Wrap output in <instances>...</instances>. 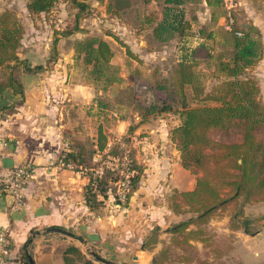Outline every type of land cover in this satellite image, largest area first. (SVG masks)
Wrapping results in <instances>:
<instances>
[{
	"label": "crops",
	"instance_id": "crops-1",
	"mask_svg": "<svg viewBox=\"0 0 264 264\" xmlns=\"http://www.w3.org/2000/svg\"><path fill=\"white\" fill-rule=\"evenodd\" d=\"M22 1L24 2L22 15H25V18H21L25 25L22 57L33 61L32 66L36 64H44V66L38 71L24 70L21 72L19 78L25 86L24 96L14 93L12 89H7L1 99V104L8 105V107L0 115V181L17 165L27 163L33 167V176L24 188L22 205L16 203L12 194L0 193V231H5L8 236L10 255L20 256L24 261V246L26 243L28 245V239L31 236L33 240L28 247L26 246V250L29 248L35 264H67L65 250L70 245H75L85 253L81 246L85 243L93 247L105 259L100 263V259L86 255L97 264H132L135 254L140 256V251L145 252L146 260L143 261L147 262V259L152 258L155 252L163 246H161V241L153 249L146 246L150 229L155 225H160L161 233H166L165 230L172 222H178L188 216V213L176 212L169 206V194L174 189L180 191L193 189L196 185V175L181 163L180 151L169 135L171 123L164 118L159 128H151L148 131L149 134L145 133L143 136L144 139L140 137L138 140L140 141L138 150L143 151L138 158L139 162L144 164V171L139 188L132 196L129 206L122 207L116 204L113 195L108 190L104 214L97 215L91 210L85 198L86 185L89 181L86 175L69 169L67 166L70 165L60 166L58 161L65 150H76L80 153L77 159L84 158L81 157L84 155V147L74 142L79 136H84V132H80V124L85 123L88 117L86 109L94 98L95 86L92 83H83L72 78L75 69L73 61L75 48L69 44L72 34L61 35L56 47L54 44L56 57L52 60L49 56L50 51L53 50L50 41L52 36L48 29L44 35L38 33L29 39V25L41 32L45 30L37 29L38 17L28 10L29 0H20L21 3ZM156 1L149 2L152 8ZM18 2V0H5L0 10L6 6L18 8ZM94 2L95 0H92L91 3L95 6L97 3ZM105 2L108 4L105 7V14L109 17L102 20L107 23H110L111 19L114 20L113 31L127 42L137 55L142 57L145 53L160 51L156 46L144 45L143 41L145 40L147 44L148 41L137 24L130 22L129 19V21L121 19L117 14H114V18L111 17L113 10L110 11L109 4L113 1ZM205 3L210 10L207 0ZM237 8H240V14L245 20L247 19L260 29L264 45V0H238ZM40 14L43 16L45 13ZM207 14V19L213 17L212 12ZM97 15L83 18L81 26L85 28V31L90 28L89 32L95 31L96 27L89 23L94 17H100ZM219 21L226 27L224 13L220 15ZM43 22L46 23L45 17ZM99 36L109 41L114 50L111 62L123 65L128 55L126 47L119 43L113 34H99ZM47 61L50 64H47ZM247 73L256 78L259 85L258 97L264 104V52L257 64L247 69ZM125 82L121 84L115 82L109 94L110 92L115 95L119 94L124 84H127ZM178 116L179 119L175 120V123L181 120L180 112ZM97 117L98 115L94 116V118ZM119 120L118 124L109 123L108 130L103 129L108 141L104 151L113 145L118 134H126L125 129L129 120L125 118ZM102 122L103 120L99 119L97 130L92 133L93 155L97 154V151L100 153L98 138L100 127L104 128ZM147 123L142 121L137 128L144 131V127L149 126ZM89 134L88 131L87 136ZM125 137H129V133ZM68 143L71 144L69 147ZM100 197L103 198L102 195ZM242 200L244 199L240 197L231 202L226 214H223L221 218L213 217L209 222L210 229L218 232V235L223 234L227 237L236 235L238 240L233 242V248L235 249L234 254L238 256L237 244L244 240L245 236L264 238V225L254 229L248 224L252 233L245 230L243 221H237L240 223L237 227L233 224L230 226L233 220L232 209L237 205L239 208L242 207ZM243 212L248 221L252 220V224L263 222L264 199L246 202L243 205ZM215 224H220L217 225L218 227L222 226L221 232L213 229ZM51 226L62 227L65 231L43 232ZM80 238H83L85 242ZM217 248L224 249L225 247L220 241L216 242L210 248L214 256L209 257L219 258V260L221 258L224 264H230L228 259L230 256L225 255L224 250L220 251ZM239 259V263L242 264L243 258L239 256ZM143 261L139 257L137 264Z\"/></svg>",
	"mask_w": 264,
	"mask_h": 264
},
{
	"label": "trees",
	"instance_id": "trees-1",
	"mask_svg": "<svg viewBox=\"0 0 264 264\" xmlns=\"http://www.w3.org/2000/svg\"><path fill=\"white\" fill-rule=\"evenodd\" d=\"M58 1L29 0L27 8L31 14H40L49 11ZM159 1L163 2L162 13L154 9L144 19L146 23L151 24L154 37L166 42L177 36H187L191 22L182 6L187 0ZM70 2L77 10L74 12L75 21L72 25L56 30L55 47L58 36H69L76 31L84 30L80 19L88 16L92 9L90 0H70ZM207 2L210 5H219L221 0H207ZM114 7V3L110 2L109 9L117 10ZM250 28H254L257 35H253L249 30L238 29L234 21L232 28H228L232 49L216 54L210 51L215 58L212 69L203 67L193 55L192 49L182 47L183 51L176 69L180 89L178 93L182 94V104L179 109L181 120L172 127L171 138L180 151L183 166L196 175V185L189 190L174 189L169 194L168 200L169 206L176 212L189 210L196 212V215L176 222L165 230L171 233V242L175 246L192 245L194 239L209 242L211 236L204 224L209 221L210 215L216 209L226 207L241 196H244L245 202L264 199V104L258 97L259 85L256 78L247 73V69L255 66L262 57L264 45L260 29L252 23ZM24 34L25 25L18 14L8 7L0 10V67H14L21 63L26 65L27 70L38 71L43 68L42 64L32 66L21 57L20 46ZM111 34L126 47L129 56L138 57L119 35L113 32ZM113 55L114 50L109 41L99 35L79 40L75 47V57L84 64L86 77L92 83L104 77L106 68L112 66ZM211 78L216 81L210 89H207V82ZM116 80L117 77H109L106 82L112 83ZM187 84L191 85L195 96L204 100L203 103L187 104L185 92ZM7 89L25 95L24 83L12 70L6 78L0 79V115L8 107L1 104ZM155 107L157 106H143L142 121H145ZM232 129L238 132L239 138L220 140L213 136V131L228 133ZM107 143V135L101 126L98 138L100 152L105 150ZM110 151L112 152L113 149ZM79 154L76 150L64 151L61 158L66 163H70L72 160L77 161ZM83 160L84 158L80 159L79 164H83ZM132 161L131 168L135 169V172L130 177L126 198L122 200L119 195H115V203L122 207L129 206L132 196L139 188L144 171V164L136 157H133ZM114 172L111 168H105L101 176L97 175L94 178L92 174L89 177L85 198L91 210L97 215L104 214L110 181H117L120 177L118 175L111 177ZM116 173L120 175L119 171ZM246 221L248 222V219ZM192 224H196V227H191ZM243 226L247 232H253L245 221ZM160 229V225L150 229L146 241L150 249L155 248L160 241ZM26 246L27 243L23 250L24 264H30ZM170 249L171 245L168 244L156 251L153 256L154 264H161L165 255L170 253ZM71 251H78L80 254L72 256ZM65 258L67 264H97L75 245H70L65 250ZM194 264H224V262L206 256L196 260Z\"/></svg>",
	"mask_w": 264,
	"mask_h": 264
},
{
	"label": "rangeland",
	"instance_id": "rangeland-1",
	"mask_svg": "<svg viewBox=\"0 0 264 264\" xmlns=\"http://www.w3.org/2000/svg\"><path fill=\"white\" fill-rule=\"evenodd\" d=\"M4 1L5 0L0 1V7L4 6ZM18 1V8L11 9H13V11L18 14V17L20 19L25 18V15H22L24 2L22 1L21 3L20 0ZM67 1L69 2L67 3ZM90 1L92 2V0ZM102 1L105 2L107 0H95L94 3L97 4L95 6L92 5V9H90V13L88 14V16H96V14H98L97 16H100L99 18L94 17L91 20V23H89L93 24L94 27H96L95 31L89 32L91 30L90 28L88 31L83 30L74 32L71 35V40L69 41L70 43L68 42L69 44H71V46H74V48L76 47V44L79 40L99 34H111L112 32L115 33L113 31L114 26L112 25L113 23H115V21L111 19L110 23H107V21L102 20L109 17L105 14V7H107L108 4L105 2V6L104 2ZM112 1L117 10H113V15L110 16L113 17L114 14H117L121 19H129L130 22L137 24V27H141L139 30L142 32V35L145 36V39L148 41L147 44L144 40V45H148V47L156 46L160 49V51L149 54L145 53V56L142 57L138 55L137 58H130V56L127 55L125 61H123V65H121L120 63L111 62L112 66H108L106 68V74L104 75V77L99 79L95 83H92V81L86 77V69L82 61L77 60L76 57H74L73 61L75 63V69L73 71L72 78L83 83L91 81L90 83L95 86V94L94 98L88 104V107L86 109L88 115L86 122L80 124V132H84V136H79L74 142V144L80 143L84 147V155H81V157H84V162L83 164H79L80 158L77 159V161L72 160L70 162V166L67 167H69V169L71 170H74V172L86 175L88 180L90 175L94 173L96 174L97 171L102 172V170L105 168L107 169L114 167L113 170L115 171V174H113L111 177H115V175H118L120 177L117 179V181H110L109 190L114 197V201H116L115 195H118L120 191H123V187L119 181L124 178V175L126 173L125 170L128 167L131 168V166H133V157H137L139 161L138 156L140 157V154H143L142 150H138V145L140 144V141H138L139 138L143 137L145 133L149 134L148 131L151 128H159L162 125L161 122L165 120L164 118L168 119V123H171L169 134L171 136L172 127L176 126L180 122L178 121V123H175V120L179 119V109L182 104V94L178 93V90L180 91V89L179 83L177 81L176 69L179 64L180 54L183 51L182 47L185 46V48L187 49H192L194 53L193 55L197 57L200 64L207 69H212L215 59L213 55L223 50L230 51L232 49V39L228 32V28L225 27L224 23L219 21V17L221 14H223L224 11L223 0H221L219 5L208 4L211 8L210 10L207 8L205 0H187L182 6L185 9L186 17L191 22L189 34H187V36L185 37L177 36L166 42L157 40L154 37L151 24L146 23L144 20L145 16L154 9H157L160 11V13H162V1L157 0L155 2V5L153 6L154 8H152L151 4L149 3L151 2V0ZM156 6L157 8H155ZM75 11L77 10L75 6L70 2V0H59L49 11L43 12L45 13L43 16L46 18V23L48 25L43 22L44 17L41 14H36L39 21L37 29L43 28L45 31L41 32L29 25V39H31L32 36H35V34L38 33L44 35L47 29L50 31L49 34L50 36H52V39L50 41L51 46H53V50L50 51L49 54V56H51V60L56 57V50L54 49V41L57 35L56 30H60L61 28L72 25L75 21ZM240 11V8H237L235 10V26L240 30H249L253 35H257V31L254 28H250L251 23L247 21V19H244V16L240 14ZM101 12H103L104 14H102ZM210 12H212L213 17L211 19H207V13ZM83 18L84 17L80 19V23H82ZM60 38L61 36H58V41ZM21 51L22 44L20 46V52ZM210 51H212L214 54L211 55L210 53L212 52ZM24 59L30 65H32L33 61H30L29 58ZM32 60H34V58H32ZM47 64H50L49 61H47ZM42 65L44 66V64ZM11 70L19 78L21 72L27 70V68L26 65L21 63L16 64L14 67L1 66L0 79L6 78ZM27 71L37 70L28 69ZM109 77H117V80L113 81L112 83L106 82V79ZM123 81H126L127 84H124L121 92H118L119 94L115 95L111 92L109 94V90H111L110 88L113 84H115V82L121 84ZM215 81L216 79L211 78L207 82V89H210ZM163 86H166L167 88H164ZM101 90L102 93H100ZM185 92L187 95L188 105H198L204 102L201 97H197L194 95V91L191 85L187 84L185 86ZM144 105H156L157 107H155L152 113L148 115L145 121H143L148 122L147 125H149L144 127L145 130L143 131L139 130L137 126L140 122H142L141 120L143 119L142 115L144 113ZM114 111L116 112V114ZM96 115H98V117L94 118V116ZM120 118L129 120L125 129L126 134L117 135V138L113 141V145L109 147L110 149H113L112 152L108 148L106 151L100 153H98L97 151V154L93 155L92 149L94 141L92 133L97 130V123L99 119L103 120V129L108 130L109 123L116 122L118 124L120 122ZM94 119H96V121H94ZM131 127H133L132 130ZM88 131L90 132V134L87 136ZM127 133H129V137H125ZM213 136L220 140H234L236 138H239L238 132L235 129L230 130L228 133H224L222 131H213ZM70 145V143L67 144L68 147ZM118 171L120 175L116 173ZM241 198L244 199V196H241ZM245 203L246 202L242 200V207L239 208V206L237 205L232 209L231 215L233 217V220L231 221L230 226L233 224L234 227H237L238 224H240L237 223V221H245L254 229H257L264 225V221H260L255 224H252L251 219L248 222L246 221L247 219L245 218L243 212V205ZM229 205L223 208L216 209L210 215L209 221L204 224V226L207 227L209 231V236H211L209 242L194 239L193 242H191L192 245L175 246L171 242V233H161L160 229V236L162 235L160 239L161 246H166L168 244L171 245L170 253L165 255L164 260L161 262V264H194L195 261L200 258L206 256H214V253L210 248L212 247V245L216 244V242L219 243V241L222 245H224L225 248H217V250H224V252L226 253L225 255L230 256L228 257V259L230 260V264H241L239 263L240 259L238 260L239 256L243 258L242 260L244 262L242 264H264V238H247L245 236L244 240L237 244V251L239 252L238 256L234 254L235 249L233 248V242L238 240L236 235L229 237L223 235L222 233H219L222 235H218V232H215V230L213 232L212 228L210 229L209 222L211 221V219L213 217L221 218L223 214H226L225 212H227V210L229 209ZM182 212L188 213V216H186V218H184L183 220L190 217V215H196V212L194 211L187 210L185 212ZM228 213L230 214V212ZM237 214L238 216H235ZM234 217H236L235 220ZM174 223L176 222H172L169 227ZM217 225L220 224H215L213 229L215 228L219 230V232H221L220 229L222 228V226L218 227ZM191 227H196V224H192ZM221 238L222 240H219ZM145 244L146 246L148 245L147 242ZM81 246L85 251L84 255L95 258V256L92 255L89 250H87L86 245L81 244ZM139 253L141 254V260H146L145 252L140 251ZM79 254L80 252L78 251H71L72 256H78ZM138 258L139 257L134 258L132 264H137ZM153 259L154 257L148 258V264H154ZM99 261L101 263L102 260Z\"/></svg>",
	"mask_w": 264,
	"mask_h": 264
},
{
	"label": "built area",
	"instance_id": "built-area-1",
	"mask_svg": "<svg viewBox=\"0 0 264 264\" xmlns=\"http://www.w3.org/2000/svg\"><path fill=\"white\" fill-rule=\"evenodd\" d=\"M238 7V0H223L224 15L226 17V27L232 28V25L235 21L234 13ZM58 164L61 165H70L66 163L64 159L60 158ZM114 169V167H111ZM105 169L102 172L97 171L93 174L94 178L97 175H102ZM124 178L119 182L123 187V191H120L118 194L120 199L126 198V191L130 185V177L134 174L135 169L128 167L125 170ZM33 176V167L30 164H20L13 167L9 173L5 174L0 181V193H10L12 194L18 205H22L24 202V188L29 183ZM10 243L8 236L5 231H0V264H24L23 259L17 255H10L9 251Z\"/></svg>",
	"mask_w": 264,
	"mask_h": 264
},
{
	"label": "water",
	"instance_id": "water-1",
	"mask_svg": "<svg viewBox=\"0 0 264 264\" xmlns=\"http://www.w3.org/2000/svg\"><path fill=\"white\" fill-rule=\"evenodd\" d=\"M54 230H64V229H62L61 227H58V226H51V227H48L47 229H45L43 232H44V233H48V232H51V231H54ZM64 231H65V230H64ZM80 239H81L83 242H85V240H84L83 238H80ZM32 240H33V238L31 237V238L29 239V241H28V245H27V247L31 244ZM85 245H86L87 250H89L90 253H91L92 255H94L96 259L105 260V259H103V258L99 255V253H97V251H96L95 249H93L90 245H88L87 243H85ZM26 251H27V254H28V259H29V261H30V264H35V259H34L33 255H32V253L29 251V248H27ZM137 257H141V254H140V256L137 255V254H135V258H137ZM141 264H148V263L145 262V261H143Z\"/></svg>",
	"mask_w": 264,
	"mask_h": 264
}]
</instances>
